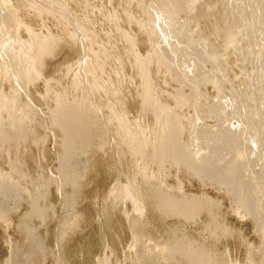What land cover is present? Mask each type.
I'll return each mask as SVG.
<instances>
[{
	"label": "rangeland",
	"instance_id": "1",
	"mask_svg": "<svg viewBox=\"0 0 264 264\" xmlns=\"http://www.w3.org/2000/svg\"><path fill=\"white\" fill-rule=\"evenodd\" d=\"M0 264H264V0H0Z\"/></svg>",
	"mask_w": 264,
	"mask_h": 264
},
{
	"label": "bare ground",
	"instance_id": "2",
	"mask_svg": "<svg viewBox=\"0 0 264 264\" xmlns=\"http://www.w3.org/2000/svg\"><path fill=\"white\" fill-rule=\"evenodd\" d=\"M8 7V6H7ZM6 8V5L4 4V9ZM10 8V7H9ZM6 9H8V8H6ZM6 9H5V11H6Z\"/></svg>",
	"mask_w": 264,
	"mask_h": 264
}]
</instances>
